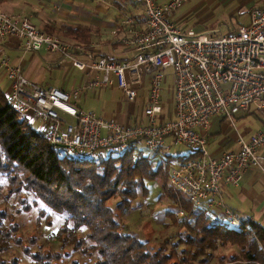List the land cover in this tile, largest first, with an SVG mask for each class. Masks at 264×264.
<instances>
[{
	"label": "built area",
	"instance_id": "1",
	"mask_svg": "<svg viewBox=\"0 0 264 264\" xmlns=\"http://www.w3.org/2000/svg\"><path fill=\"white\" fill-rule=\"evenodd\" d=\"M144 8L145 24L134 18L121 21L127 35L121 42L134 51L133 57L85 54L77 42L45 32L20 13L0 8V36H16L27 50L46 48L62 54L63 61L83 71L85 83L73 93L45 88L24 74L20 65L8 58L1 60L11 80L9 100L23 113H34L46 126L47 136L54 145L63 146L77 158L97 157L103 150L126 151L144 141L151 152L170 150L168 138L174 144L192 147L194 156L171 165L169 184L184 194L199 209H224L232 225L240 220L230 208H224L222 189L238 186L246 169L263 166L262 128L246 138L238 134V148L220 155L208 150L205 130L217 115L234 124L240 111L253 106L264 118V6L250 13V23L238 29L221 32L218 29L197 31L184 29L172 18V13L187 0H133ZM84 55V58L81 56ZM150 75L145 119L126 123L86 111L73 102L84 89L108 88L115 85L129 103L140 101L141 68ZM173 69L174 112L164 116L165 72ZM177 217L186 215L179 206Z\"/></svg>",
	"mask_w": 264,
	"mask_h": 264
},
{
	"label": "trees",
	"instance_id": "2",
	"mask_svg": "<svg viewBox=\"0 0 264 264\" xmlns=\"http://www.w3.org/2000/svg\"><path fill=\"white\" fill-rule=\"evenodd\" d=\"M44 30L87 48L99 32L87 24H66L63 29L47 24ZM139 143L126 151L74 157L17 111L0 85V252L16 244L32 264H60L59 260L69 257L68 252L54 255L33 250L28 241L35 242V237L26 240L20 232L18 214L22 208L36 207L43 215L51 210L64 220L57 231L62 245L80 251L92 264H264L262 223L242 220L232 225L212 208H197L169 184L173 164L169 155L145 153ZM158 155L162 161L155 166ZM194 155L191 151L179 158ZM157 179L162 181L161 196L177 203L186 215L180 220L177 238L153 243L127 230L123 218L141 205L137 200L149 194V182ZM5 189L6 196L18 198L22 208L10 211L2 204ZM0 264L22 262L17 256H0Z\"/></svg>",
	"mask_w": 264,
	"mask_h": 264
},
{
	"label": "crops",
	"instance_id": "3",
	"mask_svg": "<svg viewBox=\"0 0 264 264\" xmlns=\"http://www.w3.org/2000/svg\"><path fill=\"white\" fill-rule=\"evenodd\" d=\"M110 1V0H109ZM108 0H4L0 3V8L11 13H22L27 15L35 24L39 27L44 28L47 24H53L59 29H63L66 24H87L93 25L99 29V32L93 37V42L91 47H83L85 54L89 52H94L97 55H108L115 57H133L134 51L132 48L128 49L121 43L127 35V29L125 25H121V20L127 14L137 15V19L140 25L145 24V15L142 8L139 10V6H133L129 4L126 5V0H117L115 4L109 2ZM164 3L168 0H159ZM131 2V0H130ZM129 2V3H130ZM243 0L235 3L234 7L238 8V11L242 9L241 3ZM101 3H107L108 5L102 6ZM132 3V2H131ZM97 4V5H96ZM101 4V5H99ZM249 5V4H248ZM262 4H255L250 7V13L253 8L261 7ZM181 6V5H180ZM264 6V5H262ZM248 7V6H247ZM181 8V7H180ZM178 7L173 15V20L184 29H195L193 27H185V25L180 22L186 17L187 14L181 13ZM117 12V13H116ZM116 13V14H115ZM174 13V12H173ZM190 12H188L189 14ZM199 13V12H198ZM250 13L248 14V20H245V16L236 17L238 24L236 26H229V28L224 29L223 26H219L213 29H218L221 32H227L231 30L238 29L242 25H247L250 23ZM115 14L114 20L113 16ZM202 15V16H201ZM201 21H205L207 14H200ZM234 18H231V21ZM246 21V22H245ZM239 22H241L239 24ZM68 41L76 42L70 38H64ZM78 43V42H77ZM85 46V45H84ZM43 49H41L40 53ZM48 50V49H47ZM22 51L24 53H22ZM88 51V52H87ZM30 52L24 46V43L16 36H0V63L1 59L7 57L10 62L14 65H21L25 75L40 84L39 79L32 78L25 72V69L21 63L24 59V55ZM34 52V51H32ZM50 55L44 57V62L48 64L57 63L59 60L66 64V76L69 77L70 82H64L59 85L58 83L52 84H40L43 87H62L61 89L73 91L77 88L80 83H85L86 78L78 77V71L71 63L64 62L62 60L61 54L59 52L50 51ZM53 54V55H51ZM84 58V55L81 56ZM36 54L31 55V60H35ZM25 60V59H24ZM70 66V67H69ZM62 65L61 68H63ZM75 68V69H74ZM74 69V74H72ZM77 71V72H76ZM142 73V85L140 89L142 91V96L144 91H149V79L150 75L146 72L145 68H141ZM60 77V76H59ZM0 85L8 96L11 91V81L7 76V71L4 67L0 65ZM113 87H108L113 89ZM164 86V116H168V102L169 97L173 98L174 90V78H169L167 72V78L163 83ZM92 89H84L78 97H73V101L76 102L80 107L85 109L80 101V96L86 94ZM85 92V93H84ZM83 93V94H82ZM112 103L108 104L110 108L113 106ZM116 108V106L114 107ZM173 108V107H171ZM116 112L119 118L117 119L126 123H136L139 120L132 122V114H127V111L122 112L120 107L116 108ZM174 110L172 109L171 116H173ZM97 115H103V113H97ZM27 115L31 122L40 123L39 129H45V126L50 125V123L42 122L37 116ZM105 117V116H104ZM105 118L110 117L106 116ZM248 118H252L248 121ZM142 121V120H141ZM264 118L262 112H260L256 106H253L250 111H240L234 116V124L229 122L224 115H217L212 118L211 126L208 130H205V135L208 139V150L212 155H220L226 151H233L238 148V134L241 133L244 137L248 138L254 133L258 132L263 126ZM37 126V125H36ZM168 144L172 142V138L167 139ZM259 152L264 156V146L259 148ZM222 198L224 203V208H230L235 215L240 220H254L262 223L264 225V164L263 166H253L248 169L243 174V178L238 186H224L222 189ZM219 214L224 215V209H216Z\"/></svg>",
	"mask_w": 264,
	"mask_h": 264
},
{
	"label": "rangeland",
	"instance_id": "4",
	"mask_svg": "<svg viewBox=\"0 0 264 264\" xmlns=\"http://www.w3.org/2000/svg\"><path fill=\"white\" fill-rule=\"evenodd\" d=\"M110 1L115 4V1L117 0ZM239 1L241 0H187L182 3L181 6H178L179 8L181 7L178 14H187L180 23L185 25V27H193L197 31H208L219 26H223L224 29H227L229 26H236L238 24L236 17H241V19H243L242 17L245 16V20H248V14L250 13L249 6H253L255 4L264 5V0H243L240 5L242 6V9L238 11V8L234 7V5ZM129 2L130 0H126L127 7L129 4L136 6L135 4ZM101 4L102 6L108 5L107 3ZM138 9L140 10L141 8L139 7ZM176 9L174 10V13H172V17L175 15ZM188 12L190 13L188 14ZM201 13H203V15L207 14L205 17L206 19L203 22L200 19L202 16H200ZM115 14L113 16V20ZM231 18L234 19L231 21ZM240 23L241 22H239V24ZM22 53L24 52L22 51ZM50 53L51 52L46 48H43L40 53L32 51L26 53L23 56L25 60H21L25 72H27V74L32 78L39 79L38 75H40V84L43 85L52 83H58L61 85V83H64L65 81L67 83L70 82L69 77L65 75L68 71V69H66V64L62 63L60 60L53 64L44 62V57L49 56ZM32 54H36L35 60H31ZM62 65H64V67L59 70ZM74 69L71 70L73 71L72 74H74ZM167 72L169 74V78L173 77L175 81V71L173 69L167 70L165 72L166 78ZM77 73L79 78L81 75L83 76L82 71H78ZM116 87L117 88L114 87L113 89L95 88L80 96L79 98L82 106L85 108L84 110L103 113L105 117L109 116L110 118L118 119L119 117L117 115L116 108L120 107L122 112L127 111L128 115L132 114V116L129 117H133L132 122L144 120L146 118L144 111L148 98V90L143 92V96H141L138 104L134 105L129 103L123 96L122 91L118 88V86ZM110 103H112V108L108 105ZM115 106L116 108H114ZM168 109V114L172 112V109L174 110V90L173 98L171 99L169 97ZM251 119L252 118H248V121ZM38 125H40L39 122L35 123L37 128H39ZM169 145H172L170 150H168L167 147H164L160 151V154L164 155V157L168 154V159L171 163L181 160L179 155H188L191 151H193L192 147L186 144H174L172 141L167 146ZM138 146L143 148L145 153L148 152L144 141H140ZM161 161L162 158H160L159 155L156 156L154 162L155 166H158ZM148 185L150 187L149 194L146 197L142 196L137 200V203H140L141 205L131 213L124 216L123 223L125 227L141 239H147L153 243L161 242L164 237H171L174 239L177 238L178 226L180 224V220L182 219V217H177L175 215V209L179 208L178 204L168 197L161 196L162 181L160 179L151 181ZM6 193L7 190H3V196H1L2 204H4L10 211H14L16 207L22 208V203H19L18 198L8 197L6 196ZM182 195L185 196L184 194ZM18 218L21 223L20 232L24 235L25 239L29 240L31 236H34L36 239L35 242L28 241L33 250L41 251L42 253L50 251L54 255L56 253H63V255L65 252L70 253L67 259H61L58 261L60 264H64L65 262L74 264L71 259L78 261L79 264H92V261L87 260V258L80 253V251L73 250L72 246L64 247L62 245V242L58 238L57 231L60 229L64 220L51 210H48L47 214L43 215L36 207H33V209L29 211L22 208L21 213L18 214ZM85 232V229L81 230V234L84 236L86 234ZM0 256L4 258L17 256L21 259L22 264L33 263L31 257L25 254L21 247L16 244L12 245V249L10 251L5 253L0 252Z\"/></svg>",
	"mask_w": 264,
	"mask_h": 264
},
{
	"label": "bare ground",
	"instance_id": "5",
	"mask_svg": "<svg viewBox=\"0 0 264 264\" xmlns=\"http://www.w3.org/2000/svg\"><path fill=\"white\" fill-rule=\"evenodd\" d=\"M98 1H100V0H98ZM103 1V0H102ZM131 2L133 3V4H135L136 6H139L140 8H142V10H143V12H144V8H143V6L142 5H140V4H138V3H136V2H134L133 0H131ZM4 11H6V10H4ZM8 12V11H7ZM11 13V12H10ZM20 14H22V13H20ZM22 15H24V14H22ZM144 15H145V12H144ZM27 16V15H26ZM127 17H132V18H134L139 24H140V22H139V20L137 19V18H135L133 15H130V14H127V15H125L124 17H123V19L122 20H124L125 18H127ZM31 20V19H30ZM121 20V21H122ZM145 20H146V17H145ZM120 21V22H121ZM31 22L32 23H34L32 20H31ZM35 24V23H34ZM35 25H37V24H35ZM122 25V24H121ZM38 26V25H37ZM143 26V25H142ZM39 27V26H38ZM41 28V27H40ZM42 30H44V28H41ZM45 31V30H44ZM45 32H47V31H45ZM47 33H49V32H47ZM50 34H53V33H50ZM54 35H59V34H54ZM23 42V41H22ZM122 43V42H121ZM79 45H81L82 47H85L86 48V46H84L83 44H81V43H78ZM25 46V45H24ZM26 48V47H25ZM30 51H32V50H30ZM50 51V50H49ZM35 52V51H34ZM36 52H39V51H36ZM88 52V51H87ZM89 53H94V52H89ZM61 54V53H60ZM88 54V53H87ZM95 55H97L96 53H94ZM100 56H108V55H100ZM61 57H62V54H61ZM110 57H112V56H110ZM4 58H7V57H4ZM4 58H2V59H4ZM1 59V60H2ZM62 60H63V57H62ZM11 63V62H10ZM12 64V63H11ZM72 64V63H71ZM0 65H1V63H0ZM12 65H14V64H12ZM21 66V65H20ZM22 67V66H21ZM5 68V67H4ZM76 68V67H75ZM23 69V68H22ZM77 69V68H76ZM5 70L7 71V69L5 68ZM78 70V69H77ZM170 70V69H169ZM23 72H24V70H23ZM83 72V71H82ZM25 74V73H24ZM7 76H8V74H7ZM84 76H85V74L83 73V78H84ZM166 76V75H165ZM9 78V77H8ZM28 78V77H27ZM86 78V77H85ZM10 79V78H9ZM31 80V79H30ZM11 81V80H10ZM33 82H35V81H33ZM36 83V82H35ZM84 83V82H83ZM83 83H80V85L81 84H83ZM38 84V83H37ZM11 85H12V83H11ZM39 85V84H38ZM79 85V86H80ZM40 86H42V85H40ZM78 86V87H79ZM43 87V86H42ZM45 88H50V87H45ZM56 88H58V87H56ZM61 89V88H60ZM76 89V88H75ZM74 89V90H75ZM63 90H65V89H63ZM74 90L71 92V91H69V90H66V91H69V92H71V93H73L74 92ZM83 91V90H82ZM81 91V92H82ZM11 92V91H10ZM123 94V93H122ZM9 96H10V93H9V95H8V99H9ZM79 96V95H78ZM123 96H124V94H123ZM75 97V96H74ZM125 97V96H124ZM73 99V98H72ZM10 101V100H9ZM74 102V101H73ZM77 106H79L76 102H74ZM136 104H138V103H136ZM136 104H134V105H136ZM80 107V106H79ZM80 108H82V107H80ZM83 109V108H82ZM18 111V110H17ZM20 112V111H19ZM91 112H93V111H91ZM23 113V112H22ZM95 113V112H94ZM24 114H26V115H32V114H30V113H24ZM34 115V114H33ZM36 115H34V117H35ZM102 116V115H101ZM28 117V116H27ZM104 117V116H103ZM109 119V118H108ZM111 119V118H110ZM42 130H44L45 131V134L47 135V131H46V126H45V129H42ZM48 137V136H47ZM49 139V138H48ZM63 147V146H62ZM67 151V150H66ZM109 151H111V150H103L102 151V153H101V155L102 154H106L107 152H109ZM68 152V151H67ZM68 153H70V152H68Z\"/></svg>",
	"mask_w": 264,
	"mask_h": 264
}]
</instances>
